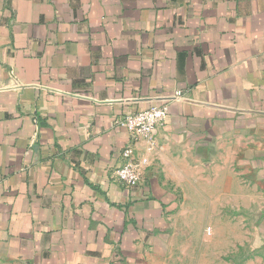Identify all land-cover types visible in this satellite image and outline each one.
I'll list each match as a JSON object with an SVG mask.
<instances>
[{"label": "crops", "instance_id": "crops-1", "mask_svg": "<svg viewBox=\"0 0 264 264\" xmlns=\"http://www.w3.org/2000/svg\"><path fill=\"white\" fill-rule=\"evenodd\" d=\"M190 156L264 190V0H0V264H170Z\"/></svg>", "mask_w": 264, "mask_h": 264}, {"label": "rangeland", "instance_id": "rangeland-1", "mask_svg": "<svg viewBox=\"0 0 264 264\" xmlns=\"http://www.w3.org/2000/svg\"><path fill=\"white\" fill-rule=\"evenodd\" d=\"M188 160L170 264H264V248L255 241L264 190L242 181L236 194L230 178L220 180L211 165Z\"/></svg>", "mask_w": 264, "mask_h": 264}, {"label": "built area", "instance_id": "built-area-1", "mask_svg": "<svg viewBox=\"0 0 264 264\" xmlns=\"http://www.w3.org/2000/svg\"><path fill=\"white\" fill-rule=\"evenodd\" d=\"M182 91H177L175 98L182 96ZM168 116L167 103L153 106L142 111L126 114L120 124L125 126L130 134L131 140L121 151L122 163L115 168L114 179L127 188L138 186L143 181V162L135 157L134 143L140 137L153 138L156 128L161 125Z\"/></svg>", "mask_w": 264, "mask_h": 264}]
</instances>
